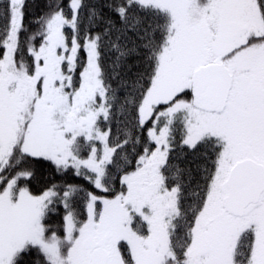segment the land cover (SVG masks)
Wrapping results in <instances>:
<instances>
[{"label":"snow or ice","instance_id":"1","mask_svg":"<svg viewBox=\"0 0 264 264\" xmlns=\"http://www.w3.org/2000/svg\"><path fill=\"white\" fill-rule=\"evenodd\" d=\"M0 264H264V0H0Z\"/></svg>","mask_w":264,"mask_h":264}]
</instances>
